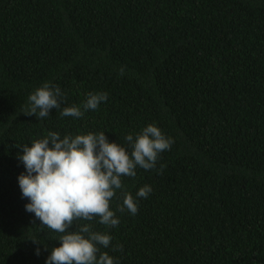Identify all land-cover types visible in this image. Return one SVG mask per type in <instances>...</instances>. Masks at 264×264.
I'll return each mask as SVG.
<instances>
[{"label": "trees", "instance_id": "obj_1", "mask_svg": "<svg viewBox=\"0 0 264 264\" xmlns=\"http://www.w3.org/2000/svg\"><path fill=\"white\" fill-rule=\"evenodd\" d=\"M44 82L61 108L108 97L80 118L25 116ZM149 124L173 143L121 178L137 214L69 230L107 232L115 264H264V0H0V264H45L61 235L25 210L19 146L104 132L130 152Z\"/></svg>", "mask_w": 264, "mask_h": 264}, {"label": "clouds", "instance_id": "obj_2", "mask_svg": "<svg viewBox=\"0 0 264 264\" xmlns=\"http://www.w3.org/2000/svg\"><path fill=\"white\" fill-rule=\"evenodd\" d=\"M120 75L125 67L121 66ZM105 92L88 93L79 106L61 108L65 99L60 87L44 82L28 96V103L21 109L25 116L40 120L48 117L52 109H60L61 116L80 118L88 110H96L107 100ZM126 145L109 142L104 132L64 135L50 131L30 146H19L25 173L18 176L22 198L29 203L25 210L33 213L40 224L60 233L59 246L53 247L45 264H115L108 252L112 241L107 232L93 230L91 223H84L70 231L76 221H96L105 228L119 225L116 212L125 210L131 215L138 212L137 199L125 190L122 177L135 178L137 167L154 169L159 154L170 150L173 140L166 137L154 124L139 133L125 136ZM162 171L161 170H158ZM120 190L122 204L111 210V201ZM152 192L149 185L140 187L137 198H147ZM32 242L39 244L36 239ZM113 251H122L115 245ZM39 255V248L36 249Z\"/></svg>", "mask_w": 264, "mask_h": 264}]
</instances>
